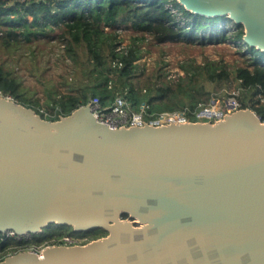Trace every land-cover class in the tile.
I'll return each instance as SVG.
<instances>
[{
    "label": "water",
    "instance_id": "water-1",
    "mask_svg": "<svg viewBox=\"0 0 264 264\" xmlns=\"http://www.w3.org/2000/svg\"><path fill=\"white\" fill-rule=\"evenodd\" d=\"M179 1L228 15L264 51V0ZM52 222L109 233L0 264H264V120L246 107L214 122L111 127L89 104L52 120L0 96V231Z\"/></svg>",
    "mask_w": 264,
    "mask_h": 264
},
{
    "label": "trees",
    "instance_id": "trees-1",
    "mask_svg": "<svg viewBox=\"0 0 264 264\" xmlns=\"http://www.w3.org/2000/svg\"><path fill=\"white\" fill-rule=\"evenodd\" d=\"M118 25L151 35L157 42L186 40L206 44L231 40L244 58L232 65L223 59L182 62L183 74L178 78L170 80L161 74L158 77L163 79L137 85L131 78L137 71L140 49L135 45L127 51L116 49L114 29ZM244 35L245 26L228 15L195 13L179 0H0V45L17 49L24 42L36 58V43L52 41L62 44L60 57L70 56L77 62L85 53L91 59L88 78L80 81L75 90L60 92L52 86L44 101L24 89L15 65L0 62V93L12 94L18 102L52 120L60 118L58 105L63 113L70 114L80 101L87 102L92 95H99L106 104L117 94L125 95L136 109L142 105L150 112L186 109L188 116L196 120L197 111L210 103L219 89L233 87L238 92L228 95L236 96L242 108L251 107L264 120V51L249 45ZM118 57L123 58V64L112 68L110 60ZM111 71L119 74L115 83ZM52 224L56 223L46 227L52 228ZM56 226V230L48 231L44 227L26 241H1L0 248L17 250L72 231L70 225Z\"/></svg>",
    "mask_w": 264,
    "mask_h": 264
},
{
    "label": "rangeland",
    "instance_id": "rangeland-1",
    "mask_svg": "<svg viewBox=\"0 0 264 264\" xmlns=\"http://www.w3.org/2000/svg\"><path fill=\"white\" fill-rule=\"evenodd\" d=\"M106 29L109 28L106 27ZM114 30L117 33L115 39L117 50L127 51L131 45L140 49V57L136 60L137 71L131 78V81L137 85L148 80L154 82L157 78L163 79V76L158 77L161 74H166L170 80L178 78L183 74L180 66L182 62L193 60L199 63L206 59H223L232 65L242 62L244 58L238 51L237 45H234L231 40L206 44L186 40L157 42L151 35L143 34L131 27L118 25ZM35 48L36 58H33L31 48L24 42H20L17 49L0 45V62L7 66L15 65L24 89L29 95L32 94L33 98L41 97L44 101L49 97L48 91L52 86L54 88L56 86L60 92H67L72 88L75 90L80 81L88 78L91 59L85 53H82L78 61L74 62L70 56H58V52L63 51L62 44L59 46L52 41L39 42L36 43ZM116 59L110 60L111 67ZM109 74L115 83L119 77L118 72L111 71ZM69 83L73 86L69 87ZM233 91L237 93L238 89L233 87L219 89L216 95L219 99L215 101V104H219L228 96V93ZM56 225L57 223L50 225L52 228L46 227L47 231L56 230Z\"/></svg>",
    "mask_w": 264,
    "mask_h": 264
},
{
    "label": "built area",
    "instance_id": "built-area-1",
    "mask_svg": "<svg viewBox=\"0 0 264 264\" xmlns=\"http://www.w3.org/2000/svg\"><path fill=\"white\" fill-rule=\"evenodd\" d=\"M123 64V58H117L116 61L112 63V67H119ZM112 80H110V85ZM0 96H4L8 99H15L10 93L4 94L0 93ZM218 101L219 97L215 96ZM16 100V99H15ZM89 107L92 113L96 116L99 121L108 123L111 127H130L133 124L144 125L146 122L154 125L170 124L172 121L185 122V121H218L225 117V114L232 113L233 111L242 108L241 103L238 98L234 95H228L219 104H213L212 102L202 105L197 111L198 119L192 120L187 113L186 109L183 110H163L150 112L142 105L140 108L136 109L132 106L130 100L126 98L123 94H117L115 98L110 102L104 104L99 95H92L87 102L80 101L78 105L73 109L80 108L81 106ZM56 110L60 113V117L67 115L63 113V108L61 105L56 107ZM146 121V122H145ZM32 233H19L15 229H7L5 231H0V242L7 241L10 238L16 240H29ZM81 241L80 237L73 231H64L61 234H55L52 237L44 240L41 243H31L28 246H19L17 250L12 249H1L0 248V261L5 259L8 255L14 254L20 250L26 249L29 251L42 254L44 249L52 245H75L79 244Z\"/></svg>",
    "mask_w": 264,
    "mask_h": 264
},
{
    "label": "flooded vegetation",
    "instance_id": "flooded-vegetation-1",
    "mask_svg": "<svg viewBox=\"0 0 264 264\" xmlns=\"http://www.w3.org/2000/svg\"><path fill=\"white\" fill-rule=\"evenodd\" d=\"M121 218L128 219L134 225H141V222L139 221V219L137 217L131 216L129 213H122ZM63 228L65 229L66 227H63ZM69 229L75 232L80 237L81 241L79 244H87L95 239L102 238L109 233V231L103 227H96V228H92V229L84 230V231H74L73 226H69Z\"/></svg>",
    "mask_w": 264,
    "mask_h": 264
}]
</instances>
